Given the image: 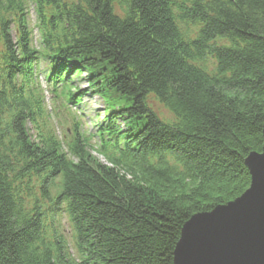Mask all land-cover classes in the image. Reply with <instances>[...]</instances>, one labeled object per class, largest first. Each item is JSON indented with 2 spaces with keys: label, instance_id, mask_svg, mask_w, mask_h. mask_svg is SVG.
<instances>
[{
  "label": "trees",
  "instance_id": "trees-1",
  "mask_svg": "<svg viewBox=\"0 0 264 264\" xmlns=\"http://www.w3.org/2000/svg\"><path fill=\"white\" fill-rule=\"evenodd\" d=\"M0 41V264H173L184 222L248 188L264 0H0ZM40 62L71 115L62 136L43 122ZM88 91L107 111L94 149L70 113Z\"/></svg>",
  "mask_w": 264,
  "mask_h": 264
},
{
  "label": "water",
  "instance_id": "water-1",
  "mask_svg": "<svg viewBox=\"0 0 264 264\" xmlns=\"http://www.w3.org/2000/svg\"><path fill=\"white\" fill-rule=\"evenodd\" d=\"M260 152L244 160L248 188L237 198L184 222L173 264H264V124Z\"/></svg>",
  "mask_w": 264,
  "mask_h": 264
},
{
  "label": "rangeland",
  "instance_id": "rangeland-1",
  "mask_svg": "<svg viewBox=\"0 0 264 264\" xmlns=\"http://www.w3.org/2000/svg\"><path fill=\"white\" fill-rule=\"evenodd\" d=\"M27 14V26L31 31V44L36 49L40 45V35L37 28V17L35 14V9L33 3H28L26 8ZM12 32L16 33V28L14 31V26ZM0 52H1V41H0ZM46 65L44 62H40L38 65V73H37V90L41 96V103L45 109V118L43 122L47 125L48 128L53 130L55 136H62L65 132H69V128L71 127L70 122L72 121L71 115L65 109H60L58 112L56 111L59 108L60 104L58 99L55 98L52 94V86L45 80L44 74L46 71ZM82 76L84 74H80L79 77L74 75L70 80L71 85L79 90H86V82L82 80ZM104 102L99 96L92 93V91L84 92L80 97V102L76 106V108H72L70 113L76 114L80 116L83 130H85L86 134L90 136L89 144L94 149L98 147V139L95 136V130L97 125L102 123L104 116L106 115L104 109ZM149 105L152 107L154 112L164 121H172L173 116L170 112H168L162 105H160L155 100L149 98ZM53 110V111H52ZM50 111V113H48ZM31 128V126H29ZM30 134L33 136L35 131L30 129ZM93 152V151H92ZM95 155L99 160H103L99 155ZM63 222V230L65 233V238L70 242L71 251L72 249V236L69 231V228L65 224V219H62Z\"/></svg>",
  "mask_w": 264,
  "mask_h": 264
}]
</instances>
